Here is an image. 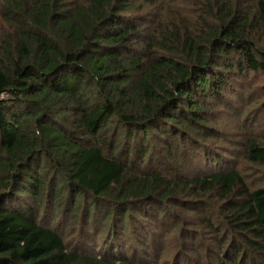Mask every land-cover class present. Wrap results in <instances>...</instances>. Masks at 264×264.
I'll list each match as a JSON object with an SVG mask.
<instances>
[{
    "label": "trees",
    "instance_id": "1",
    "mask_svg": "<svg viewBox=\"0 0 264 264\" xmlns=\"http://www.w3.org/2000/svg\"><path fill=\"white\" fill-rule=\"evenodd\" d=\"M0 264H264V0H0Z\"/></svg>",
    "mask_w": 264,
    "mask_h": 264
},
{
    "label": "rangeland",
    "instance_id": "2",
    "mask_svg": "<svg viewBox=\"0 0 264 264\" xmlns=\"http://www.w3.org/2000/svg\"><path fill=\"white\" fill-rule=\"evenodd\" d=\"M224 120H225V119H224ZM224 120H222V121H224ZM231 124H232V123H231ZM231 124H229L230 126H229V125L224 126L223 129H225V128L227 127V130H229V129L231 128V126H232ZM232 127H233V126H232Z\"/></svg>",
    "mask_w": 264,
    "mask_h": 264
}]
</instances>
